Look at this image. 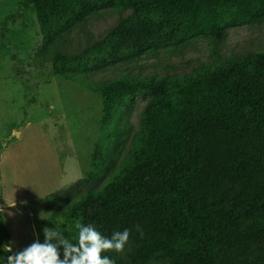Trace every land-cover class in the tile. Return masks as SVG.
Instances as JSON below:
<instances>
[{"label":"trees","instance_id":"obj_1","mask_svg":"<svg viewBox=\"0 0 264 264\" xmlns=\"http://www.w3.org/2000/svg\"><path fill=\"white\" fill-rule=\"evenodd\" d=\"M28 2L44 50L95 12L138 8L80 54H55L54 76L101 98L89 178L106 165L105 146L114 139L125 101L148 97L121 165L103 186L43 222L39 242L44 228H55L75 243L79 221L107 238L129 230L122 253H102L115 264H264V51L211 64L195 78L97 81L89 75L185 38L215 39L227 27L257 23L264 19V0Z\"/></svg>","mask_w":264,"mask_h":264},{"label":"rangeland","instance_id":"obj_2","mask_svg":"<svg viewBox=\"0 0 264 264\" xmlns=\"http://www.w3.org/2000/svg\"><path fill=\"white\" fill-rule=\"evenodd\" d=\"M136 12L134 6L95 12L44 50L34 6L28 0H0V264L12 255L4 252L5 245L18 252L36 241L43 222L87 190L103 186L128 153L148 97L125 101L114 139L105 146L106 165L89 178L100 138L101 98L54 76L52 66L56 52L80 54ZM258 51H264V19L227 27L215 39L185 38L89 75L97 81L150 75L195 78L211 64Z\"/></svg>","mask_w":264,"mask_h":264},{"label":"clouds","instance_id":"obj_3","mask_svg":"<svg viewBox=\"0 0 264 264\" xmlns=\"http://www.w3.org/2000/svg\"><path fill=\"white\" fill-rule=\"evenodd\" d=\"M75 228L78 229L75 243L70 242L55 228H44L43 243L37 239L18 252H13L11 244L5 245L4 252L12 253L6 257L7 264H115L113 259L102 256V253H122L130 236L129 230L125 229L107 238L93 225H85L79 221L76 222ZM136 231L143 238L144 233L139 225L136 226Z\"/></svg>","mask_w":264,"mask_h":264},{"label":"crops","instance_id":"obj_4","mask_svg":"<svg viewBox=\"0 0 264 264\" xmlns=\"http://www.w3.org/2000/svg\"><path fill=\"white\" fill-rule=\"evenodd\" d=\"M9 131H11V134H12V126L10 127V130H9ZM8 137H10V135L7 134L6 137H5L4 139H7ZM7 146H8V143H6V144L4 145V147H6V148H7ZM11 155H12V147H11V149H10L8 155L6 156V159H8V157H11ZM8 203H12V202H8Z\"/></svg>","mask_w":264,"mask_h":264},{"label":"water","instance_id":"obj_5","mask_svg":"<svg viewBox=\"0 0 264 264\" xmlns=\"http://www.w3.org/2000/svg\"><path fill=\"white\" fill-rule=\"evenodd\" d=\"M14 134L16 135V134H18V133L14 132Z\"/></svg>","mask_w":264,"mask_h":264}]
</instances>
